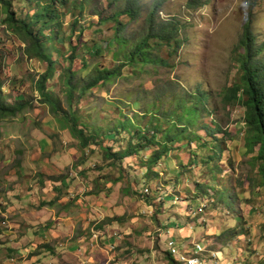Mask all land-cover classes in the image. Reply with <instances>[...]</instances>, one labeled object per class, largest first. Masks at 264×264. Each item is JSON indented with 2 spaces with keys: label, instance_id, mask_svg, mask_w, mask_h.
Returning <instances> with one entry per match:
<instances>
[{
  "label": "rangeland",
  "instance_id": "obj_1",
  "mask_svg": "<svg viewBox=\"0 0 264 264\" xmlns=\"http://www.w3.org/2000/svg\"><path fill=\"white\" fill-rule=\"evenodd\" d=\"M251 1L137 0L141 5L139 18L129 20L125 16L119 17V20L126 23L119 34L131 39L126 50L133 49V37L141 35L140 32L146 27L145 15L157 5L159 8L155 15L156 22L176 21L180 26L176 35L179 44L176 47L173 45L175 50L173 47L162 46L158 51H153L167 58L168 63H148L137 67L138 69L126 64L120 75L86 90L82 96L78 97L76 93L73 98L84 121L95 120L98 126L112 129L116 122L124 120L123 114L130 116L140 113L143 109L133 111L138 108L139 103L141 108L147 107L149 113L156 109L149 105L153 101L162 109L173 107L170 94L156 96V88L159 86L175 96H185L186 92L195 91L197 87L205 91V109L202 110L198 105L200 117L194 126L176 131L175 123L168 125L174 140L166 142L167 152L158 160L162 168H165V173L161 176H150L148 171H142L143 166L150 167L146 161L154 146L140 150L133 157H125L124 166L119 163L113 165L117 160L105 157L104 147L91 143L84 152L79 150L78 139L69 131L65 143L59 134L52 132L50 126L42 121L47 116L45 108L48 106L42 105L35 88V80L46 69L47 64L23 53L25 43L8 29L0 5L2 90L10 102L21 100L28 103L17 116L0 122L5 139H9L11 130H26L19 133V138L10 139L15 149V158L12 160L18 158L26 164L27 156L31 155L32 161L34 150L30 142L32 138L29 136L32 129L50 132L54 146L69 144V148H77V160L74 159V162L85 161L83 166L87 165L89 168L83 169L84 172L87 171V174L84 173L87 178H120L119 182H112L105 189L108 194L114 193L113 202L116 205L128 206L130 203L132 206L129 214L138 208V201L135 200L141 199L147 206L151 205L148 208L143 207L139 217L144 219V225L147 224L144 229L151 230L147 237L154 236L156 251H160L156 244L158 232L165 225L161 223H165L162 218L166 216L165 211L170 209L184 222L181 228H191L194 239L187 240L188 235L181 238L187 243L202 241L206 251H220L222 260L229 264H264V186L258 181L257 164L252 157L256 151L248 153L245 149L244 109L239 103L228 101L225 97L228 87L237 77L235 57L237 52L243 51L240 39L247 22L251 34L249 43L262 45L263 50L258 58L261 63L264 61V0H256L254 4ZM126 2L127 0H117L115 3L108 0H87L82 17L73 27L70 25V13L61 15L59 25L54 27L57 40L49 42L51 58L56 62L55 71L47 81V86L58 94L62 105H66L62 92L65 86L62 71L70 64L68 56L75 54L77 57L71 66L78 71V81L96 65L102 64L107 68L117 65L113 53L120 50L112 37L117 34L113 30L115 22L110 20L102 24L100 18L111 17L115 8L123 7ZM29 5L24 0H12V8L17 16H25L27 8L29 11L32 9ZM97 48L100 49L98 54L95 53ZM134 117L135 119L130 117L132 124L139 126L147 120L142 117L140 123L137 121L140 116L135 114ZM180 122L182 121L178 123ZM217 123L221 132L214 129ZM162 126H167V123L162 122ZM208 128L215 131V137ZM118 130L116 134L105 135L98 141L112 150H123L129 140L136 142L137 137H130V132ZM218 148L222 150L221 154L218 153ZM256 148L257 145L254 149ZM5 151L7 153V149ZM6 153H0V160L6 157ZM7 159H11L8 153ZM70 168L69 163L65 166L66 172ZM81 175L83 174H78ZM145 185L151 190L158 186L167 187L169 191L178 190L177 194L181 198L175 205L169 202V205L166 202L160 203L159 198L150 204V200L145 199L141 192ZM132 197L135 200L129 199ZM201 204L202 210L193 216L191 211ZM159 213H163L164 217L158 216ZM123 214L126 215L127 211ZM177 233L178 230H174V239H177ZM157 256L164 261L169 259L164 251ZM170 261L166 264H171Z\"/></svg>",
  "mask_w": 264,
  "mask_h": 264
},
{
  "label": "trees",
  "instance_id": "obj_2",
  "mask_svg": "<svg viewBox=\"0 0 264 264\" xmlns=\"http://www.w3.org/2000/svg\"><path fill=\"white\" fill-rule=\"evenodd\" d=\"M24 1L28 2L30 4L29 8L32 9L29 11L27 8L23 17L17 16L16 11L12 8V0H0V5L5 14L4 21L8 29L25 43L23 53L29 58L35 57L40 62L42 61L47 64L46 69L39 73L35 80V88L41 103L48 106V111L51 115L59 116L64 121L71 135L78 139L79 150L84 151L91 143L98 144L102 148L104 147L105 157H112L117 160V162H113V165L119 163L124 166L125 157H133L140 150L154 146V150L146 161L150 167H143H146V171H148L150 176L152 174L160 175L155 166L160 163L158 160L167 152L168 145L166 142L174 140L171 134L172 131L169 130L168 125L175 123L174 130L176 131H179V129L182 131L183 128L186 129L194 126L200 117L198 105L201 106L202 110L205 109L204 104L207 95L205 91L197 87L195 91L186 92L185 96H175L171 91H165V88L161 89L159 86L156 88V96L161 97V95L166 96L170 94L169 99L173 107L162 109L159 104L153 101L149 105H152L156 109L149 113V109L147 107L141 108L139 103L137 104L138 108L133 109V111L139 108L143 109L140 113L136 112L129 116L121 112L124 120L116 122L117 124L115 123L112 129L98 126L95 120L91 122L84 121L73 98L76 93L78 97L82 96L86 90L98 84L106 83L115 76L120 75L122 67L126 64L134 69H138L137 67L148 63L167 64V58L153 51H158L162 46L166 48L173 47L174 49L179 44V39L176 36L180 29L179 24L176 21L156 22L155 15L158 13L159 7L154 5L145 15L146 27L140 32L141 35L133 37L131 42L133 49L126 50L127 46H130L127 43L131 39L119 34L120 30L126 26V23L119 20V17L125 16L129 20L139 18L141 5L137 3V0H127L123 7L115 8L111 17L100 18L102 24L110 20L115 22L113 30L117 34L112 37L120 50L113 53V58L117 61V65L113 68H107L102 64L96 65L78 81L76 78L78 71L71 66L73 60L77 57L75 54L68 56L70 64L62 71L65 81L62 92L64 93V100L66 102V105H62V100L58 94L47 86V81L53 76L55 71L54 63L56 62V60L51 58L49 42L53 41V39L57 40L58 35L54 27L59 25L61 15L70 13V16H72L70 25L73 27L82 17L83 8L87 0ZM108 1L115 3L117 0ZM255 1L252 0L251 4H254ZM249 35L251 34L249 32V23L247 22L244 34L240 39L243 51L237 52L235 57L238 66L237 77L234 79L232 85L228 87L225 97L228 101L239 103L244 109L243 119L245 128L243 141L245 149L248 153L256 151V154L252 157L257 164L258 181L264 186V61L261 63V59L258 58L263 49L260 44L249 43L251 39ZM150 41H153L152 45ZM99 51L100 49L97 48L95 53L98 54ZM82 66H85L84 62ZM2 83V80H0V122L17 116L28 105L27 101L14 100L10 102L3 93ZM135 114L140 116L137 120L138 122L141 123L142 117L147 120L140 126L132 124L130 117L135 119ZM179 121L182 122L178 123ZM162 122L167 123V126L163 127ZM215 125L214 127L216 128L214 129L221 132L218 123ZM118 129L127 130L130 132V137H137L136 142L133 143L129 140L123 150H112L111 147L103 146L98 141H101L105 135L116 134L119 131ZM131 129L133 131H130ZM207 130L215 137L214 130L210 128ZM256 145L257 148L254 149ZM218 153H222L220 148H218ZM119 179L113 178L112 181L115 182ZM150 192L151 194H142L145 199L150 200V204H153L155 199L159 198V191L155 187ZM177 192L179 191H175V193ZM159 200L160 203L164 202L161 199ZM153 211L155 212L156 209L154 208ZM169 259L173 264H179L170 256Z\"/></svg>",
  "mask_w": 264,
  "mask_h": 264
},
{
  "label": "crops",
  "instance_id": "obj_3",
  "mask_svg": "<svg viewBox=\"0 0 264 264\" xmlns=\"http://www.w3.org/2000/svg\"><path fill=\"white\" fill-rule=\"evenodd\" d=\"M45 110L47 116L42 121L67 142L69 129L64 121L51 115L48 107ZM2 131L0 128V153L7 149L11 159L6 153L0 160V264H166L170 260L157 255L164 251L169 258L165 241L174 230H178V241L185 242L181 238L187 235V240L194 239L191 228H181L184 222L169 209L165 217L158 214L164 217L165 223H161L165 225L158 232L160 251H156L154 236L147 237L151 230L144 229L147 224L139 217L142 208L151 205L129 198L138 201L132 214L128 212L130 203L116 205L114 193L105 190L113 178H87L85 161L76 162L77 148L54 146L50 132L32 129V161L31 155L26 164L18 158L12 160L15 149L10 139L19 138L26 130H11L9 139L3 138ZM69 163L71 168L66 172ZM173 195H178L175 190L164 200L166 205H175L170 202Z\"/></svg>",
  "mask_w": 264,
  "mask_h": 264
},
{
  "label": "built area",
  "instance_id": "obj_4",
  "mask_svg": "<svg viewBox=\"0 0 264 264\" xmlns=\"http://www.w3.org/2000/svg\"><path fill=\"white\" fill-rule=\"evenodd\" d=\"M156 170L159 171V174L162 175V166L161 163H158L155 166ZM143 173L146 172V167L142 169ZM159 191V199L162 201L168 200L167 196L171 191L167 187L162 188L161 186L156 187ZM151 191L148 185L142 187L141 192L143 194H149ZM179 195H173L170 199L171 203H176L180 200ZM203 205L192 210V215H196L197 212L202 210ZM165 250L169 256L179 264H229L222 260L220 256L221 252L218 250H205L204 242L202 241H193L190 244L174 239L172 236H169L165 241Z\"/></svg>",
  "mask_w": 264,
  "mask_h": 264
}]
</instances>
